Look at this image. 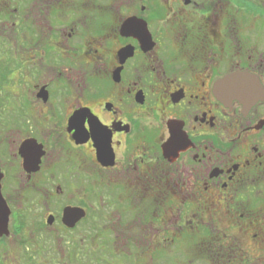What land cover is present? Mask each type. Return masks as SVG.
I'll return each mask as SVG.
<instances>
[{
    "label": "flooded vegetation",
    "instance_id": "flooded-vegetation-1",
    "mask_svg": "<svg viewBox=\"0 0 264 264\" xmlns=\"http://www.w3.org/2000/svg\"><path fill=\"white\" fill-rule=\"evenodd\" d=\"M0 189V264H264V0H0Z\"/></svg>",
    "mask_w": 264,
    "mask_h": 264
},
{
    "label": "rangeland",
    "instance_id": "rangeland-1",
    "mask_svg": "<svg viewBox=\"0 0 264 264\" xmlns=\"http://www.w3.org/2000/svg\"><path fill=\"white\" fill-rule=\"evenodd\" d=\"M80 190H78V189H76V190H73L72 191V194H78V192H79ZM34 194V193H33ZM33 194L31 195V196H29V195H26V194H23V196L24 195H26L27 197H32L33 196ZM36 197H38V198H41V197H43V195L42 194H38ZM44 239H45V244L46 245H48V246H51V247H53V246H55V250L56 251H58V249H57V247L56 246H58V242H59V240L60 239H62V238H60V237H51V236H47L46 237V235L44 236ZM97 241V239H89V241ZM61 241V243H62V245L63 246H66V247H68L69 245L68 244H66V240L64 241V240H60ZM10 243V242H9ZM12 247H14L15 248V246H20V244H18L17 243V241H15V242H13L12 243ZM70 251H72V250H70ZM24 253H23V250H20L19 251V253L17 254V257L19 258V259H17L18 261H19V264H29L28 263V258H29V254H27V256H24L23 255ZM10 255H11V253H10ZM89 255H90V253H89ZM89 255H87V257L89 256ZM44 256H46V253L44 254ZM59 256H60V261H62L63 259V255L62 254H59ZM88 259L90 260H92L91 261V264H94V259L93 258H91V256L90 257H88ZM7 263H9V264H14L15 263V260H14V258H13V256L11 255V257H7ZM89 260H88V262H89ZM16 263H17V261H16ZM121 263V262H120ZM116 264H117V262H116Z\"/></svg>",
    "mask_w": 264,
    "mask_h": 264
},
{
    "label": "water",
    "instance_id": "water-1",
    "mask_svg": "<svg viewBox=\"0 0 264 264\" xmlns=\"http://www.w3.org/2000/svg\"><path fill=\"white\" fill-rule=\"evenodd\" d=\"M218 85L220 87L224 86L222 82H220ZM224 94H220V96H223ZM3 195L1 194V189H0V233L3 234L4 232H7L8 228V222H9V211H8V206L2 198ZM84 214V211L82 210H72V209H67L65 211V217L64 220L65 222H70L72 225L76 222L78 218H81Z\"/></svg>",
    "mask_w": 264,
    "mask_h": 264
}]
</instances>
